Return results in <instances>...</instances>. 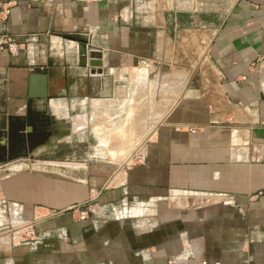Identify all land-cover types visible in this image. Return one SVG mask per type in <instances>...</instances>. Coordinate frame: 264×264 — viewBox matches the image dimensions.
Instances as JSON below:
<instances>
[{
  "label": "crops",
  "instance_id": "0c3cea01",
  "mask_svg": "<svg viewBox=\"0 0 264 264\" xmlns=\"http://www.w3.org/2000/svg\"><path fill=\"white\" fill-rule=\"evenodd\" d=\"M7 40L6 159L28 158L41 122L60 128L43 145L66 123L156 131L142 163L93 166L87 183L0 184L25 221L32 205L60 212L21 223L9 204L0 264H264V0H0Z\"/></svg>",
  "mask_w": 264,
  "mask_h": 264
},
{
  "label": "rangeland",
  "instance_id": "374dc122",
  "mask_svg": "<svg viewBox=\"0 0 264 264\" xmlns=\"http://www.w3.org/2000/svg\"><path fill=\"white\" fill-rule=\"evenodd\" d=\"M230 2H232V0H227V4ZM188 66L190 68L189 72L191 75L198 71V61H194L193 57L191 58ZM41 124L42 122L39 123L41 128L38 131L41 132L40 134L37 133V135L39 134V138L38 136L32 138V151L30 155L28 154V158L20 160H8L4 157L5 154L1 155L0 153L1 185H3L6 181H10L14 178H21L22 176L26 175L31 182H33V180H37L36 182L38 185H35V183L30 185V189L33 191H28L33 195V193H36L35 190H37L40 185L44 184L49 186L53 185L54 183H60L64 185L77 182L87 183L90 181V179L96 178L92 175H89L87 171L93 166L108 167L111 169V172L114 173L115 171H118L120 167L123 170L129 164L133 166L142 163L144 161L142 159V153L150 146L151 136L156 131L151 128L143 129V136L141 139L137 133V131H140V129L138 130L135 128L121 127L94 128L87 126L76 128L66 123V125L61 130L62 135L64 136L61 141L43 145L45 139L47 140V138H49L53 132L60 130V128L49 126L45 129ZM131 139L132 142L129 143V140L131 141ZM93 152H97V155L101 157L100 159H97L96 162L92 159ZM137 156H140V158ZM120 176L121 175H119V177ZM111 178H113L111 177V174H107L105 176L104 182L108 188L112 187L110 186V181H108L110 179L112 182L113 180ZM117 182L118 181H116L115 185ZM35 195H38V192ZM1 200L0 216L6 215V212L8 211L6 207L9 204H16L12 214L14 215L13 217H15V222L21 221V223H35L44 219H48L49 217H54L60 213L56 209L48 208L47 214H44L45 209L43 207H39L40 205L38 204L32 205L29 210L32 213L31 217H33V219L30 221H25L23 220L25 215L24 213L26 212L25 208L22 209V207H18L19 205L22 206L21 203L23 199L15 197V199H13L15 200L14 202L12 200L9 202L5 199ZM98 205V203L93 204L92 207H94V209L91 211V213L85 214V216L90 218V221L92 220L94 222H91V226L94 230L105 226L103 219L101 218L102 214L97 210L99 207ZM87 206L88 208H91L90 204ZM38 207V210L43 212H37ZM119 210L120 207L117 205L116 211L118 214ZM121 212L124 214V207H122V205ZM112 214L115 213L113 212ZM8 227L9 230L7 231L9 232L14 229L11 225Z\"/></svg>",
  "mask_w": 264,
  "mask_h": 264
},
{
  "label": "built area",
  "instance_id": "2783aa9c",
  "mask_svg": "<svg viewBox=\"0 0 264 264\" xmlns=\"http://www.w3.org/2000/svg\"><path fill=\"white\" fill-rule=\"evenodd\" d=\"M17 47L18 46L15 43V41H13V40H7V41H4L3 43H0V52H10V53H14V52H16V48ZM138 158H140V156Z\"/></svg>",
  "mask_w": 264,
  "mask_h": 264
},
{
  "label": "bare ground",
  "instance_id": "6f19581e",
  "mask_svg": "<svg viewBox=\"0 0 264 264\" xmlns=\"http://www.w3.org/2000/svg\"><path fill=\"white\" fill-rule=\"evenodd\" d=\"M122 161V160H121ZM74 165V164H73ZM78 166V165H77ZM86 167V166H85ZM26 176V175H25Z\"/></svg>",
  "mask_w": 264,
  "mask_h": 264
}]
</instances>
